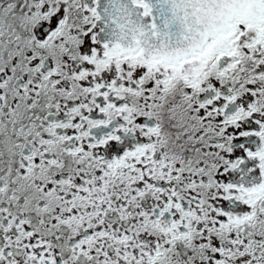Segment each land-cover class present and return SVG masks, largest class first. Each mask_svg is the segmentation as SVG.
Wrapping results in <instances>:
<instances>
[{"label": "snow or ice", "instance_id": "obj_1", "mask_svg": "<svg viewBox=\"0 0 264 264\" xmlns=\"http://www.w3.org/2000/svg\"><path fill=\"white\" fill-rule=\"evenodd\" d=\"M0 264H264V0H0Z\"/></svg>", "mask_w": 264, "mask_h": 264}]
</instances>
